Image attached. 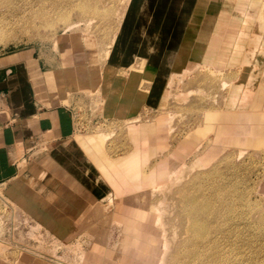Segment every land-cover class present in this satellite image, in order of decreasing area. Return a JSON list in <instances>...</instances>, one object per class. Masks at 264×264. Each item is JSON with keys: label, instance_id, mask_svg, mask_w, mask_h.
Here are the masks:
<instances>
[{"label": "rangeland", "instance_id": "1", "mask_svg": "<svg viewBox=\"0 0 264 264\" xmlns=\"http://www.w3.org/2000/svg\"><path fill=\"white\" fill-rule=\"evenodd\" d=\"M37 2L0 0V54L30 49L76 129L24 164L63 145L89 203L48 226L0 185V264H264V0H45L9 26Z\"/></svg>", "mask_w": 264, "mask_h": 264}, {"label": "crops", "instance_id": "2", "mask_svg": "<svg viewBox=\"0 0 264 264\" xmlns=\"http://www.w3.org/2000/svg\"><path fill=\"white\" fill-rule=\"evenodd\" d=\"M29 53L30 49L0 54V185L6 186L9 198L22 203L33 218L49 226L50 219L61 217L57 212L62 207L57 203L66 198L63 194L80 195L86 200L83 210L89 199L84 180L65 163L63 155L71 153L62 151L63 145L55 144L24 164L29 157L27 143L35 137L62 139L72 136L76 129L69 109L47 93L40 81V68ZM82 205L72 208L77 211Z\"/></svg>", "mask_w": 264, "mask_h": 264}, {"label": "bare ground", "instance_id": "3", "mask_svg": "<svg viewBox=\"0 0 264 264\" xmlns=\"http://www.w3.org/2000/svg\"><path fill=\"white\" fill-rule=\"evenodd\" d=\"M39 1H41L40 3H38V5H36V3L35 4H32V5H30V6H28L27 8H28V12H23V11H20L19 9H17V8H12V10L14 11V12H17V14L16 15H13V16H16V19H14L15 21H14V24H12V25H10L9 24V26H17V24H25V23H28L29 22V20L31 19V18H33V17H37V16H41L42 14V11H44L45 9H44V2H45V0H39ZM44 1V2H43ZM259 0H251V2H252V4H255V3H257ZM12 2V1H11ZM29 2L31 3V2H35V0H29ZM260 3V2H259ZM262 4H264V3H262ZM40 5V6H39ZM53 5V4H52ZM257 5V4H256ZM252 6V5H251ZM259 6H261V7H256V8H252V9H257L256 11H258L259 9L261 10V11H259L258 12V16L260 17V19L261 20H263L264 21V5L262 6V5H260L259 4ZM53 7V6H52ZM252 7H254V6H252ZM82 9H84V7L82 8ZM83 11V10H82ZM86 12H87V10H85ZM84 11V12H85ZM83 12V13H84ZM26 13V14H25ZM38 18V17H37ZM33 19H35V18H33ZM32 20V19H31ZM34 20H32V22H33ZM33 23H35V22H33ZM55 23V22H54ZM36 24V23H35ZM26 26H30V25H26ZM69 26V25H68ZM25 27V26H24ZM27 27V28H28ZM31 27H33V25H31ZM5 28H6V26L4 27V29L3 30H1L2 28H0V37H2V36H5L6 34H7V32H5ZM21 28V27H20ZM19 28V29H20ZM22 28H23V26H22ZM13 28H10L9 27V30H7V31H9V35H11V36H14L13 34H11V32H10V30H12ZM26 29V28H25ZM23 30V29H22ZM13 31H16V29L15 30H13ZM12 31V33H14ZM25 31V30H24ZM15 34V33H14ZM18 34V33H17ZM23 34V33H22ZM132 159V158H131ZM130 159H128V161H129ZM127 161V162H128ZM124 163H126V162H124ZM182 180V179H181ZM120 186H121V183H120ZM193 196H195V195H193ZM198 196V195H197ZM180 197L182 198V204L183 205H185V202H184V200H185V195L184 194H181L180 195ZM192 198H195V197H192ZM187 199V198H186ZM131 200V199H130ZM193 200V202H194V199H192ZM191 201V200H190ZM130 202H132L134 205H135V203L136 202H134L133 200H131V201H129L128 203H129V205H130ZM189 203V202H188ZM192 203V202H191ZM203 203V202H202ZM125 204H126V202H125ZM133 204H131V210H132V208L134 207V205ZM193 204H195V203H193ZM129 205H127L126 204V206H129ZM133 205V206H132ZM182 205V206H183ZM188 205V204H187ZM125 206V205H124ZM189 206V205H188ZM191 206H192V204H191ZM190 206V207H191ZM129 207V208H130ZM138 207V206H137ZM136 206L134 207V208H137ZM157 207V206H156ZM156 207H155V209H156ZM187 207V206H186ZM195 207H196V205H195ZM194 207V208H195ZM128 207L125 209V211L126 210H128L129 209ZM154 208V207H153ZM183 208H185V206H183L182 207V209H180V210H183ZM189 208V207H188ZM200 208H202V207H200ZM154 209V210H155ZM203 209V208H202ZM153 210V211H154ZM186 210H187V208H186ZM201 210V209H200ZM129 211H130V209H129ZM152 211V212H153ZM156 211V213L155 214H157L158 212V210H155ZM197 211H199V210H197ZM202 211V210H201ZM181 212V211H180ZM186 212V211H185ZM189 212V210L187 211V213ZM191 212V211H190ZM190 212L188 213V214H190ZM203 212V211H202ZM154 214V213H153ZM197 214V213H196ZM149 215H150V213H149ZM148 215V216H149ZM194 215L195 214H193L192 216H193V218H195L194 217ZM200 215V214H199ZM202 215V214H201ZM196 216V215H195ZM155 217H156V215H155ZM158 217V216H157ZM156 217V218H157ZM161 217H162V215H161ZM160 219V218H159ZM163 220V219H162ZM192 220V219H191ZM196 219H193V221H191L192 223H190L189 221V223H190V225H189V223H188V225L190 226V228L192 227L193 229L195 228V227H197V226H199V227H201V225H198V220L197 221H195ZM157 221V220H156ZM147 224L146 225H149L150 223H152L153 221L151 220V222L149 223V221L147 222V221H145ZM154 223V222H153ZM202 223H203V221H202ZM157 224V223H156ZM192 224V225H191ZM152 225V224H151ZM154 226V225H153ZM152 226V227H153ZM151 227V226H150ZM199 227H198V230H200L199 229ZM202 228H203V226H202ZM150 230L152 229V228H149ZM189 229V227L187 228V230ZM189 231V230H188ZM191 231V230H190ZM195 231H197V229L195 230ZM201 231V230H200ZM198 232V231H197ZM187 233V232H186ZM189 234V233H188ZM192 234H193V232H192ZM195 234H196V232H195ZM175 235V234H174ZM200 236H201V234H200ZM191 237V236H190ZM189 237V238H190ZM194 237V236H193ZM195 237L198 239V237L195 235ZM200 238V237H199ZM192 239V238H191ZM189 240V239H188ZM193 240V239H192ZM179 243H181V241L179 242ZM183 243V242H182ZM180 245V244H179ZM169 252V251H168ZM197 252V251H196ZM178 253H180V252H178ZM193 253H194V251H193ZM190 254H192V252L190 253ZM178 255V254H177ZM176 255V256H177ZM193 256H194V254H193ZM196 256H198V255H196ZM193 258V257H192ZM185 263V262H184ZM166 264V263H165Z\"/></svg>", "mask_w": 264, "mask_h": 264}]
</instances>
